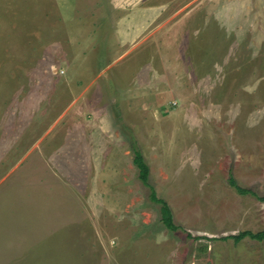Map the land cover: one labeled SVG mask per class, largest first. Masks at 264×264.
Segmentation results:
<instances>
[{
    "label": "rangeland",
    "instance_id": "1",
    "mask_svg": "<svg viewBox=\"0 0 264 264\" xmlns=\"http://www.w3.org/2000/svg\"><path fill=\"white\" fill-rule=\"evenodd\" d=\"M262 196L264 0H0V264H264Z\"/></svg>",
    "mask_w": 264,
    "mask_h": 264
},
{
    "label": "trees",
    "instance_id": "2",
    "mask_svg": "<svg viewBox=\"0 0 264 264\" xmlns=\"http://www.w3.org/2000/svg\"><path fill=\"white\" fill-rule=\"evenodd\" d=\"M133 152L134 163L139 170V179L143 182V184L151 189V200L160 205L161 220L163 224L171 231L178 230L179 226L175 223L174 213L170 204L167 202V200L158 195L156 188L150 183L151 170L149 163L147 162L142 151L136 146V144L133 145ZM230 184L241 194L250 193L257 196V193H255L253 190L240 186L233 174L230 175ZM261 198L264 199V196H262ZM230 237L233 238L236 242H239L247 237H250L254 240L263 241L264 231L253 232L251 230H244L237 234L225 236L223 237V239H228Z\"/></svg>",
    "mask_w": 264,
    "mask_h": 264
}]
</instances>
